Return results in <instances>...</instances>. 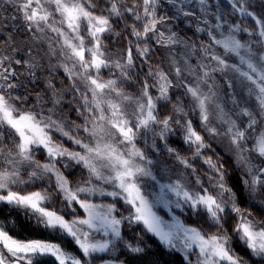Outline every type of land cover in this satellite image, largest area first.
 Listing matches in <instances>:
<instances>
[{
	"label": "snow or ice",
	"instance_id": "6c2138e0",
	"mask_svg": "<svg viewBox=\"0 0 264 264\" xmlns=\"http://www.w3.org/2000/svg\"><path fill=\"white\" fill-rule=\"evenodd\" d=\"M104 2L105 8L96 0H0V6H12L33 38H46L49 55L59 49L82 120L53 119L63 95L57 96L51 82L48 115L18 106L28 96L13 94L17 74L11 59L0 57V264H41V258L91 264L96 254L115 251L117 241L130 253H143L144 247L122 236V226L133 225L170 252L182 253L183 264H246L237 248L264 258V219L242 204L209 143L226 138L248 177L236 180L264 194V14L251 0ZM113 18L124 21L122 31H115ZM177 23L186 30H174ZM105 37H118L124 47L112 53ZM128 81L138 95L125 92ZM36 101L42 104L43 97L37 94ZM174 126L190 157L169 147ZM156 137L165 141L162 147ZM161 150L180 165L176 178L175 169L154 158ZM201 161L205 171L198 170ZM23 165L29 166L27 181ZM79 170L86 178L73 180ZM45 178L47 187L40 190L23 187ZM49 188L62 207L52 203ZM9 208L23 209L44 235L15 234L17 221L5 215ZM161 209H180L181 215L187 209L189 215L165 219Z\"/></svg>",
	"mask_w": 264,
	"mask_h": 264
},
{
	"label": "rangeland",
	"instance_id": "374dc122",
	"mask_svg": "<svg viewBox=\"0 0 264 264\" xmlns=\"http://www.w3.org/2000/svg\"><path fill=\"white\" fill-rule=\"evenodd\" d=\"M96 2L99 4L101 8H105L106 4L104 0H96ZM253 9H255L256 12L264 14V0H251ZM103 4V5H102ZM224 6V5H222ZM167 10V7L165 8V11ZM230 11V9H228ZM13 16H16L17 18L15 20L12 19ZM118 18H113V26L115 31L120 32L121 26L123 29L124 21H121L120 23H117ZM132 21L129 19L127 23H131ZM116 26V27H115ZM174 30L179 31L180 29L186 30V25L184 24H174ZM183 34V33H182ZM51 33L45 34V36H50ZM188 37H191V39H196V36L193 35L191 31L187 32ZM10 38V39H9ZM128 39H131V37H128ZM105 44L107 45L108 49L112 53H118L123 47L124 42L119 41L118 37H106L104 40ZM55 46V45H54ZM160 51L159 49L157 50ZM9 57L12 61L11 67L16 72V77L13 80V82L17 85L18 90L20 93H23L28 96V101H26L22 106L25 108L31 107L33 111H39L40 109H43L45 112V115H48L47 109L52 106L51 98H52V91L51 89L47 88V85L49 82H53V78L51 77V73L49 74L51 79L46 76L45 72L50 71H61L64 73L63 68L60 66L62 63V58L60 56L59 49H57V55L51 56L49 55V48L48 44L45 39H36L33 38V36L25 31L24 25L22 20L19 18V15L14 11L12 6L4 4L3 6H0V57ZM113 58H116L114 55ZM20 59L22 62L21 64L14 63L15 60ZM160 60L163 61L161 63V66L167 69V63L164 57V54L160 53ZM28 62L30 64H35V67L32 69H29L27 65L24 62ZM5 66H8V62H5ZM115 71V70H114ZM34 72V77L32 73ZM65 74V73H64ZM103 75L105 78L108 76L107 70L104 71ZM40 79L41 82H43V87L47 90V92L50 93L49 97L50 100L47 101L46 97L43 103L40 105H37L36 97L39 93H30L28 92V87L26 86V82L32 81L34 83L36 80ZM58 83V87L55 86L57 96L63 95V99L61 101V104L56 106V112L53 115V119L63 120L66 122V124H70L73 121L77 124L82 123V120L77 118L75 108L79 104V100L74 99L73 97L76 95L75 93H70V82L67 80L65 81H56ZM222 83V82H221ZM53 84V83H52ZM122 87L124 88L125 92L130 95H138V89L134 86V84L131 81L125 82ZM31 90H35L34 87H31ZM14 95H18L17 92L13 93ZM40 95V94H39ZM41 96V95H40ZM183 99V97H180ZM49 99V98H48ZM175 103V100L173 101ZM68 105H72V107H69ZM128 111L131 112L132 108L131 106H128ZM171 109L169 108L165 112H162V115L170 114ZM189 118H194L193 114L190 113ZM176 128L175 134L169 137L168 144L169 147H174L178 151L181 152V155L190 157L192 154L186 150L187 146L183 145L180 140V130L178 126H174ZM156 131L158 132L159 129L157 128ZM81 136L84 137V133L81 132ZM57 140H60V137L56 135L54 137ZM143 140V133L141 134V141ZM156 142L162 147L165 143L164 140H160L159 137H156ZM151 143V141H149ZM209 143L212 144V152H215L216 157H219V161L224 163V167L227 170L228 176L230 178L229 183L235 184L237 191V195L240 198L242 204H245L248 206V211L251 212L253 215H256V211L254 209H258L260 211L264 212V194L261 193H251L248 191L243 185V189L241 192H239V187L237 186V181L234 178L233 175L240 176L243 179H247L248 177L245 175L244 171L237 167L235 153L232 148V146L229 144L228 140L223 137H213L209 140ZM11 145L9 144V147ZM71 147V145H68ZM139 146L143 148L146 152H149L151 154V149L147 148L146 145H144L142 142L139 143ZM212 152H209L208 155H212ZM37 159L43 161V155L38 153ZM160 159L162 163L167 162L168 167L170 169H175V173L173 174V178H176L180 175L181 167L179 164H177L171 156H169L166 151L161 150L158 154V157H154ZM199 171H205L206 166L203 165L202 161L198 162L197 164ZM29 168L28 165H23L20 167L21 176L22 179L27 181L29 179L28 174L25 169ZM237 173V174H236ZM67 174V173H66ZM86 178V173L83 172V170H79L75 176L72 177L73 180L79 179V178ZM47 187V179L43 181H36L34 184L28 185L25 184L23 187L29 191L31 190H40L41 187ZM108 187V186H104ZM49 191L53 194V201L52 203L56 205V207H62L59 202L56 200V193L55 189L49 188ZM247 200V201H246ZM97 203H110V199L103 200V199H96ZM119 207V205H118ZM160 214L164 216L165 219H169L172 215L179 216L182 220L186 218L184 213L189 214L187 209L183 210V215H181V210L176 209L174 213L168 212L167 209H161L159 210ZM127 214V213H125ZM5 215L9 216L13 221H17L16 215H19L23 220H25L28 224L33 227V230L31 231H23L19 223H16L14 225L15 228V234H18L21 237H32V238H39L44 235L42 226H37L34 220H29L27 216L24 215V210H16V209H6ZM257 216V215H256ZM3 217H0L2 219ZM258 219H261L257 216ZM207 229V226H205ZM40 233H37V232ZM122 236L126 241L129 243H132L133 245L139 244V246L144 247V252L146 251H152L155 249L154 246L150 245L153 241L158 242L161 249L165 252L176 254L181 259L182 253H173L170 252V250L165 249L157 238L153 237L151 234H145L140 226L133 225L130 228L127 226H122ZM101 237L98 235L97 239H100ZM237 251L241 256H243L246 264H264V258L253 256L250 253L247 252V250H242L241 248H237ZM128 253L132 255V257L139 256L143 253H130L127 249L124 248L123 244L119 241H117V246L115 251H111L108 253H99L96 254V259L91 261V264H106V261L113 262L115 261L116 264H137V260L132 259L131 262H128L123 259V254ZM141 256V255H140ZM111 260V261H109ZM182 260V259H181ZM41 264H53V261L51 258H41Z\"/></svg>",
	"mask_w": 264,
	"mask_h": 264
},
{
	"label": "trees",
	"instance_id": "16d2710c",
	"mask_svg": "<svg viewBox=\"0 0 264 264\" xmlns=\"http://www.w3.org/2000/svg\"><path fill=\"white\" fill-rule=\"evenodd\" d=\"M130 2V0H129ZM103 5V4H102ZM116 27V26H115ZM124 27V26H123ZM121 30L122 29V26L120 27ZM106 38V37H105ZM51 73V77L53 78V86L55 87H58V83L56 82L57 80L59 81H67V78L65 76L64 73H62L61 71H50V72H45L46 76L50 77V74ZM143 75V74H141ZM43 82H41L40 79L36 80L34 83H32V81H28L26 82V86L28 87V92L30 93H39L44 100L47 99L50 100V93L47 92V90L43 87ZM31 87H34L35 90H31ZM18 95L20 94H23V93H20V91L18 90L17 91ZM46 97V99H45ZM49 98V99H48ZM237 174V173H236ZM234 178L236 179L237 175H233ZM237 181V180H236ZM237 186L239 187V192L242 191L243 189V186L241 183H239L237 181ZM247 201V200H246ZM256 211V215L258 217H260L261 219H264V212L263 211H260L258 209H254ZM184 215L186 217H188L189 214H186L184 213ZM16 219H17V223H19V225L21 226V228L23 229V231L27 232V231H31L33 230V227H31L30 224H28L25 220H23L21 217H19V215H16ZM37 233H40L39 231ZM150 245L154 246L155 249H153L152 251H146L145 253L143 254H140L139 256H135V257H132V255L128 254V253H125L123 254V259L128 261V262H131L132 259H135L137 260V264H183L182 260L179 258V256H177L176 254H172V253H168V252H164L161 247H158L159 244L158 242L156 241H153L152 243H150Z\"/></svg>",
	"mask_w": 264,
	"mask_h": 264
},
{
	"label": "bare ground",
	"instance_id": "6f19581e",
	"mask_svg": "<svg viewBox=\"0 0 264 264\" xmlns=\"http://www.w3.org/2000/svg\"><path fill=\"white\" fill-rule=\"evenodd\" d=\"M109 261H111V260H109ZM106 264H110V262L106 261ZM111 264H112V262H111ZM115 264H116V263H115Z\"/></svg>",
	"mask_w": 264,
	"mask_h": 264
}]
</instances>
